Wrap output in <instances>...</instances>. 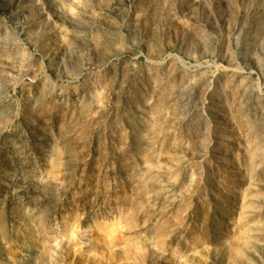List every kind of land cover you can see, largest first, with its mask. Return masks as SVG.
I'll return each mask as SVG.
<instances>
[{"label": "rangeland", "instance_id": "rangeland-1", "mask_svg": "<svg viewBox=\"0 0 264 264\" xmlns=\"http://www.w3.org/2000/svg\"><path fill=\"white\" fill-rule=\"evenodd\" d=\"M0 264H264V0H0Z\"/></svg>", "mask_w": 264, "mask_h": 264}]
</instances>
